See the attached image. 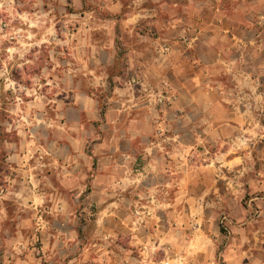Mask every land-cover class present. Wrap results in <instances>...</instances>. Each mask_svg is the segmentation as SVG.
<instances>
[{
    "label": "clouds",
    "instance_id": "9594fccd",
    "mask_svg": "<svg viewBox=\"0 0 264 264\" xmlns=\"http://www.w3.org/2000/svg\"><path fill=\"white\" fill-rule=\"evenodd\" d=\"M258 44L264 0H0V264H264Z\"/></svg>",
    "mask_w": 264,
    "mask_h": 264
},
{
    "label": "crops",
    "instance_id": "0c3cea01",
    "mask_svg": "<svg viewBox=\"0 0 264 264\" xmlns=\"http://www.w3.org/2000/svg\"><path fill=\"white\" fill-rule=\"evenodd\" d=\"M210 35H211V34H210ZM228 39H229V40H232L233 37H232V36H229ZM246 43H247V42H246ZM248 50H249V49L245 48L243 51L247 52ZM257 51H258L259 56L264 57V50H260V46H259V44H258V47H257ZM238 54H239V53H238ZM194 79H196V78H194ZM261 143H264V141H262Z\"/></svg>",
    "mask_w": 264,
    "mask_h": 264
},
{
    "label": "rangeland",
    "instance_id": "374dc122",
    "mask_svg": "<svg viewBox=\"0 0 264 264\" xmlns=\"http://www.w3.org/2000/svg\"><path fill=\"white\" fill-rule=\"evenodd\" d=\"M21 15H23V13H21Z\"/></svg>",
    "mask_w": 264,
    "mask_h": 264
}]
</instances>
